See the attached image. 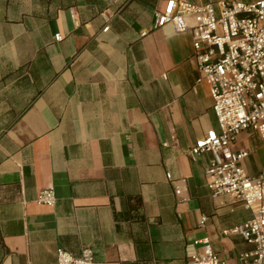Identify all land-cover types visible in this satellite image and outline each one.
<instances>
[{"label": "crops", "instance_id": "1", "mask_svg": "<svg viewBox=\"0 0 264 264\" xmlns=\"http://www.w3.org/2000/svg\"><path fill=\"white\" fill-rule=\"evenodd\" d=\"M167 1L0 0V264L83 248L96 264H186L203 240L227 264L253 251L224 234L250 211L212 198L210 154L189 156L218 124L192 32L153 30ZM261 144L242 132L231 145L251 177ZM44 190L53 207L36 204Z\"/></svg>", "mask_w": 264, "mask_h": 264}, {"label": "built area", "instance_id": "2", "mask_svg": "<svg viewBox=\"0 0 264 264\" xmlns=\"http://www.w3.org/2000/svg\"><path fill=\"white\" fill-rule=\"evenodd\" d=\"M153 18V30L171 26L175 33L192 32L198 82L209 87L218 131L197 140L189 156L194 160L210 154L205 178L212 198L229 196L250 211L244 223L224 231L254 246L253 251L240 253L234 264H264V172L249 176L242 165L249 153L231 149L242 132L255 133L264 143V0L250 4L207 0L201 5L168 0L163 10L153 11ZM54 39L59 42L62 37L57 34ZM35 202L53 207L56 197L52 190H44ZM203 244L201 254H187L186 264H227L207 240ZM56 262L96 264L91 248H83L79 257L59 249Z\"/></svg>", "mask_w": 264, "mask_h": 264}, {"label": "rangeland", "instance_id": "3", "mask_svg": "<svg viewBox=\"0 0 264 264\" xmlns=\"http://www.w3.org/2000/svg\"><path fill=\"white\" fill-rule=\"evenodd\" d=\"M259 153L264 155V145L262 144L260 145Z\"/></svg>", "mask_w": 264, "mask_h": 264}]
</instances>
